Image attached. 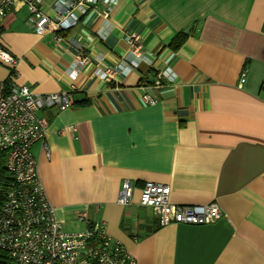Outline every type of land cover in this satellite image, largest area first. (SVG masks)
I'll return each mask as SVG.
<instances>
[{"label": "crops", "instance_id": "obj_1", "mask_svg": "<svg viewBox=\"0 0 264 264\" xmlns=\"http://www.w3.org/2000/svg\"><path fill=\"white\" fill-rule=\"evenodd\" d=\"M56 1L42 0L41 10L53 15ZM77 14L60 42L33 32L25 1L0 18V47L17 59L8 80L72 100L40 111L48 154L32 147L63 230H84L76 217L86 212L137 264H264V0H101ZM134 34L139 60L124 40ZM119 64L129 70L98 77ZM159 71L168 76L152 87ZM143 87L156 104L142 102ZM125 181L134 187L127 207L117 203ZM146 182L168 185L174 204L214 203L223 216L160 226L138 204Z\"/></svg>", "mask_w": 264, "mask_h": 264}, {"label": "built area", "instance_id": "obj_2", "mask_svg": "<svg viewBox=\"0 0 264 264\" xmlns=\"http://www.w3.org/2000/svg\"><path fill=\"white\" fill-rule=\"evenodd\" d=\"M17 0H0V18L12 10ZM25 1L30 13V25L38 35L50 33L56 42L61 34L73 29L78 21V12L96 7L101 0H57L53 15L44 13L42 0ZM103 18L109 12L102 8ZM129 54L141 58V36H126ZM77 66L87 64L86 52L80 46ZM135 67L137 64L132 62ZM17 59L0 47V68L6 71L7 79L0 78V153L5 156V170L8 176L4 200L0 206V251L8 257L9 264H137L134 257L116 240L110 238L104 224L88 218L86 212L77 214V222L86 228L77 233L63 230L57 220L55 208L48 201L38 177V163L32 154V147L45 144L47 120L40 115L45 108L64 110L72 106V100L65 91L50 94H35L25 85L8 80L14 77ZM120 64L115 68L97 70L101 80L108 81L118 72H125ZM77 71L67 74L75 80ZM165 72H158L152 87H158ZM243 81V80H242ZM74 89V86H71ZM141 99L145 105L157 103L156 97L143 87ZM134 187L125 181L120 188L117 203L132 205ZM138 204L150 208L160 226L170 223L187 225L213 224L222 216L214 203L204 205H179L170 200V187L165 184L146 182L139 191Z\"/></svg>", "mask_w": 264, "mask_h": 264}, {"label": "trees", "instance_id": "obj_3", "mask_svg": "<svg viewBox=\"0 0 264 264\" xmlns=\"http://www.w3.org/2000/svg\"><path fill=\"white\" fill-rule=\"evenodd\" d=\"M186 34L185 33H180L178 34L175 39L171 42L170 46L171 47H178L184 40H185ZM2 155V163L0 164V206L3 203L4 200V188L6 185V182L8 180V176L5 170V156L3 153H0ZM0 264H9L8 257L3 251H0Z\"/></svg>", "mask_w": 264, "mask_h": 264}, {"label": "rangeland", "instance_id": "obj_4", "mask_svg": "<svg viewBox=\"0 0 264 264\" xmlns=\"http://www.w3.org/2000/svg\"><path fill=\"white\" fill-rule=\"evenodd\" d=\"M2 159H3L2 155L0 154V164L2 163Z\"/></svg>", "mask_w": 264, "mask_h": 264}]
</instances>
